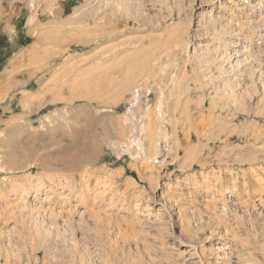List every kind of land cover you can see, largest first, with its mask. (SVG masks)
Segmentation results:
<instances>
[{
    "label": "rangeland",
    "instance_id": "rangeland-1",
    "mask_svg": "<svg viewBox=\"0 0 264 264\" xmlns=\"http://www.w3.org/2000/svg\"><path fill=\"white\" fill-rule=\"evenodd\" d=\"M36 1L0 0V264H264V0Z\"/></svg>",
    "mask_w": 264,
    "mask_h": 264
},
{
    "label": "bare ground",
    "instance_id": "bare-ground-1",
    "mask_svg": "<svg viewBox=\"0 0 264 264\" xmlns=\"http://www.w3.org/2000/svg\"><path fill=\"white\" fill-rule=\"evenodd\" d=\"M29 1V3H30V5H33V3H34V1H36V0H28ZM111 1V0H110ZM113 1V0H112ZM116 1V2H115ZM124 1H126V0H114L113 2H115V3H112L113 5H115V7L117 6V10H122V9H120V7L122 6V4L124 3ZM36 2H38V1H36ZM108 2V1H107ZM110 4V3H109ZM103 5V4H102ZM113 5H111L112 7H113ZM63 6V5H62ZM104 6V5H103ZM105 6H106V4H105ZM125 6V5H124ZM105 8V7H104ZM114 8V7H113ZM62 9V8H61ZM118 12V11H117ZM56 13V12H55ZM234 38H235V35L233 34V33H229V35H228V38H227V40H226V44L228 45V46H234ZM251 41V40H250ZM249 42V37H248V34H246V36L244 37V43H248ZM248 46L247 45H244L243 47H242V52L244 51V53L246 54V56H248V52H247V48ZM227 55L229 54L230 55V52H228V53H226ZM226 55V56H227ZM228 55V56H229ZM140 127V129H139V131L141 132L142 131V126H139ZM139 133V132H138ZM166 135V134H165ZM139 141V139H137V141L136 142H138ZM139 144V143H138ZM140 145V144H139ZM137 146V145H136ZM141 147V146H140ZM139 147V148H140Z\"/></svg>",
    "mask_w": 264,
    "mask_h": 264
}]
</instances>
